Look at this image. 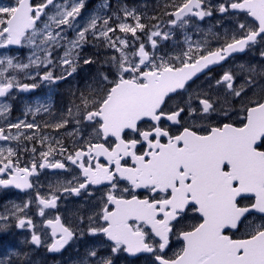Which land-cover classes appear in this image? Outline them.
<instances>
[{
    "label": "snow or ice",
    "instance_id": "1",
    "mask_svg": "<svg viewBox=\"0 0 264 264\" xmlns=\"http://www.w3.org/2000/svg\"><path fill=\"white\" fill-rule=\"evenodd\" d=\"M49 6L54 9L51 15L46 11ZM83 6L84 0H63L59 4L55 0L39 4L33 0L0 2V48L26 42L34 49L28 63L0 57V97H9L14 88L36 87L21 84L13 73L35 69L36 75H40L43 68L46 70L41 78L49 82L71 76L77 70L79 49L89 43V36L118 53L105 61L113 70V79L98 73L94 85L88 87L87 93H79V103H74L66 115L54 123H43L44 128L59 130L71 122L73 131L67 135L80 137V146L68 152L62 140L49 141L47 136H41L38 141L41 146L47 142L46 150L39 152L42 162L37 165L33 159L24 167H20L17 149L0 147V186L32 189L29 177L38 167L66 169V162L78 166L79 175L58 184L55 192L79 195L92 185L106 183L108 191L101 197L99 210L87 217V232L92 236L103 235L110 242L111 255H100V249L92 247L80 264H113L112 257L119 252L152 253L158 264H264V85L259 83L264 80V67L240 65L241 72L247 74L242 83H236L237 75L231 70L225 71L209 85V91L191 93L186 99L170 103L173 96L183 97L189 81L210 65L244 51L258 39L264 41V0H224L216 6L220 13L235 10L252 18L250 23L237 21L239 36L233 33L226 37L215 50L206 47L207 41H189L186 37L187 50L167 57L156 54V38L168 40L171 33L161 31L159 24L142 23L134 8L124 7L122 15L94 14L80 26L76 20ZM171 6L174 11L164 12L171 25L179 22L183 27L193 17L202 20L212 15L211 0H180ZM113 17L117 21L114 26L110 23ZM129 18L132 23L125 22ZM68 29L75 30L74 38L67 37ZM138 31L146 35L151 52L143 42L136 47ZM117 32L124 34V38ZM127 34H131V42ZM60 48L64 49L59 57L63 71L54 76L49 66H57L52 54ZM93 62L84 60L85 64ZM221 87L233 98L243 99L249 89L257 87L261 94L256 97L254 92L242 106L240 111L244 115L239 126L233 122L218 126L197 124V120L206 121L213 113L231 119L230 110L210 94L212 88ZM10 111V104L0 103V117H6ZM41 111L49 109L35 108L36 113ZM145 120L151 122L146 128L141 126ZM165 121L179 127L173 131L164 125ZM85 126L93 127L87 139L81 134ZM22 128L40 129L41 124L6 122L5 127H0V140L19 141ZM12 129L17 130L15 135L10 134ZM129 130L133 135L128 134ZM24 139H36L35 133L25 135ZM30 151L35 154V146ZM101 157L106 163L100 162ZM121 181H127L130 187H118ZM141 188L147 189L143 199L130 191ZM55 192L47 197L36 193L39 215L44 216L45 209L56 207ZM31 202L22 206L13 203L11 208L0 212V221L14 217L18 227L32 228L30 243L39 246L41 236L32 220L20 215ZM189 211L198 215V222L175 231ZM46 223L55 238L49 251H60L77 233L84 235L83 230L62 223L59 215ZM241 228L243 232L237 236ZM173 236H178L183 246L166 258L165 250Z\"/></svg>",
    "mask_w": 264,
    "mask_h": 264
},
{
    "label": "flooded vegetation",
    "instance_id": "2",
    "mask_svg": "<svg viewBox=\"0 0 264 264\" xmlns=\"http://www.w3.org/2000/svg\"><path fill=\"white\" fill-rule=\"evenodd\" d=\"M42 2L43 0H33L34 4H39ZM55 2L59 4L62 3L63 0H55ZM223 2L224 0H212L211 16H206L202 20L193 17L190 20L191 23L196 24H211L212 22L211 30H205L204 32L201 28L190 27L187 33L193 41L196 40L197 37L199 40L204 36L210 39V41H215L213 46L210 48L209 42L206 44L207 48L212 50H215L216 48L220 47L224 43L226 37L230 38L233 33H236L237 36H239V30L236 27L237 21L243 23H250L252 21L251 17L246 18L245 15L240 13L239 11L233 10L227 13H220L216 10V6ZM173 3L179 4L180 0H137L132 4H129V0H123V5L121 6L119 5L118 1L116 2V0H84V6L80 11V15L77 17L76 23L80 26H83L94 13H97V15L100 16H112L114 12L122 15L121 10L124 7H127L129 9L134 8L136 12L142 17V23H146L149 25L159 24L161 31L171 33V36L168 40H161L159 38H156V54L165 55L166 57L176 56L180 53L172 52L173 42H175L179 37L182 38L180 39L178 47L184 50H187L188 47L185 48V44L183 42L184 33L182 31V27L179 25V22H177L176 25H171L168 23L170 18L164 15L165 11H174V8L171 6ZM166 5L168 6L167 8L165 7ZM53 10L54 9L51 6L46 9L48 13ZM83 14L85 15L84 19H82L81 17ZM145 17H159V19L149 20L145 19ZM41 19L46 20V17L42 16ZM125 22L132 23V20L131 18H129ZM110 23L113 24V26L117 23L115 17H113V20L110 21ZM190 32L193 33L191 34ZM66 33L69 39L75 37V30L73 29H68ZM229 33H231V35H229ZM109 35H111V33ZM137 36L139 37V40L136 42V47L138 48L139 43L143 42L145 44L146 50L151 52L152 48L147 40L146 35L138 31ZM121 37L124 38V34H121ZM127 39L130 42L132 41L133 38L131 34H127ZM263 47L264 41L258 39V41L254 45L247 47V50L244 54L237 53L228 57L220 65L211 68L210 70L201 74L197 78L189 81V84L187 86L188 92L184 94L183 97L173 96L172 101H170V103L175 104L181 101L182 99H186L187 95L191 93L209 91V85L214 84V81L219 79L225 71L231 70L233 73L236 74V63L242 62L243 59H247L249 61H252V59L257 60V57L253 56L256 53L261 52ZM174 48L178 50L177 47ZM0 50H2L3 53L11 56L15 54L20 60L25 57V43H22V45L18 48L5 47L0 48ZM63 51L64 49L60 48L55 50L52 54V59L57 63V66L54 68L49 66L50 69L53 71L54 76H60L62 74L63 70L59 67V57L63 55ZM43 55L44 53L41 55V57ZM112 55H118V53H116L114 49L107 48L102 41H93L89 36V43L85 44L81 49H79V61L77 64L76 72H74L71 76H68L66 79L56 80L55 82L43 80L41 77L43 76L44 71L46 70L43 68L39 70L40 75H36L35 69H31L30 71H25L23 73L18 74L13 73L17 75V79L20 81L21 84H36V87L30 88L28 91H21L19 90V88H14L13 90H11V94L9 97H0V103L10 104L11 106L10 113L7 114L6 117H0V127H5L6 122L17 123L18 121H25L26 123H31L35 121L36 123L41 124V128H22L21 132L23 134L21 135L19 141L0 140V147L11 146L17 149V155L20 157V167L30 165L33 159H35L37 165L42 162L39 157V152L46 150L47 142H45V145L42 147L41 144L38 142L39 137L41 136H47L49 138V141H52L53 138L62 140L63 146L68 149V152H72L75 147H79L80 143H82V141H80V137H73L67 135L68 132L73 131V125L71 124V122L69 123L67 128H62L59 130H55L51 127L44 128L43 123H54L61 115H66L67 110L69 108H72L74 103H79V100L77 98L79 93H87L88 87L90 85H94L95 81L98 79V73L103 72L108 75L110 80L113 79V70L111 69L110 65L105 63L106 58ZM85 59H91L94 62L91 64H85ZM231 65H233V69L230 68L228 70L227 68ZM26 73H29V77L31 78H28L26 76ZM240 81L242 83V79L237 77L236 83L240 84ZM252 93L253 92H250V95ZM210 94L213 97H217L221 100L222 107L230 110L231 119H225L222 115L213 113L206 121L197 120V124L211 123L213 126H218L220 123L233 122L237 123V126H239V120L242 119L244 115V113L240 111V109L243 105L246 104L243 99L233 98L230 95H226V93L223 92V89L218 88H212ZM225 101L227 102L225 103ZM41 106L47 107L49 111H41L39 113H36L35 108ZM193 106H195V104ZM29 108L33 109V111L29 112ZM150 123V121L145 120L141 126L146 128ZM164 125L171 128L173 131H175L179 127L178 125L169 124L167 121L164 122ZM92 131V126H85L82 129L81 134L85 137V139H87L92 133ZM16 133L17 130L12 129L10 134L15 135ZM33 133H35L36 139L32 141H27L24 139L25 135H33ZM6 134L8 133L6 132ZM128 134L133 135L130 130L128 131ZM74 140L76 141V143H74ZM33 146H35L36 148L35 154L30 151ZM53 147H57V145L53 144ZM49 159L51 160V157H49ZM56 159H62V157L56 156ZM100 162L106 163L105 158L101 157ZM66 163V169H53L48 167L41 169L38 167L36 173L29 177L30 182L33 184L32 189L20 191V189H17L15 187L0 186V207H2L1 204L3 206H11L13 203L17 205H23L25 202L31 200L32 202L29 204V206L31 207L30 211L35 207L39 208V205L36 201L37 192H39L41 196L47 197L50 192H55V189L57 188L58 184L64 183L65 181L70 180L73 176L79 175L78 166L72 165L70 162ZM128 164L129 166L131 165L130 159L128 160ZM118 187L124 188L130 186L127 181H121ZM107 191L108 186L105 183L102 185H92L87 189V191L82 190L79 195L74 193L69 194L68 192L63 191L55 192V194L58 196L56 207L45 209V215H40L41 220H43L44 229H46V235L48 236L49 245L53 243L55 238L52 237L50 228L46 226V221L48 219H53L56 215H59L62 223H64L66 226H69L73 229H84L85 227L87 228V217L92 215L93 212L99 210L101 204V197ZM130 191H134L135 194L141 199H143L144 196L147 195V189L143 188L134 190L130 189ZM89 193H92V195H89ZM81 218H83V222H81ZM198 220V215L189 211L187 216L181 221V223L189 222L190 224H192L197 223ZM177 229L183 230L184 228H179L178 226ZM242 232L243 228L240 229V232L237 233V236L242 234ZM84 233L87 234L83 236L80 240L78 239L79 233H77L73 240L69 241V243L66 245L65 249L63 250V253L68 252L75 242H81L82 239L89 235L87 231H84ZM7 235L8 232L0 231V237L3 238L2 241H5L4 236ZM100 236H102V238H100V241H102L103 245L100 246L95 244L96 246L93 247L99 248L101 255L110 256V242H108L103 235ZM56 238H58V236ZM49 245L48 247H46V249H44L49 250ZM182 246V243L176 246L175 243L172 242L171 237L170 245L165 250L166 258L171 257L174 253L173 250H179ZM38 247H41V245H39ZM84 247L85 246L83 245V250ZM63 253L58 255L49 254L47 252L46 257L52 259H59ZM146 258H149L150 260H153L155 264H158L155 261V256L152 253L140 254L138 256L130 257L125 252H119V255H115L112 257L113 264H133L135 261H142Z\"/></svg>",
    "mask_w": 264,
    "mask_h": 264
},
{
    "label": "rangeland",
    "instance_id": "3",
    "mask_svg": "<svg viewBox=\"0 0 264 264\" xmlns=\"http://www.w3.org/2000/svg\"><path fill=\"white\" fill-rule=\"evenodd\" d=\"M0 2L7 4V3H10L11 0H0ZM53 12H54V10L51 11L49 13V15H51ZM94 14L97 15V13H94ZM81 17H82V19H84L85 15L83 14ZM190 27L201 28L205 32V30L206 31L211 30L212 22H211V24H196V23L189 22L188 24L184 25L182 27V31L184 33L183 42L185 44V48L189 46V44L186 42V37L189 41H193L191 39V37L187 34L188 29ZM231 31H233V30H231ZM190 33L192 34L193 32H190ZM119 34H120L119 32L116 33V35L121 36V34L120 35ZM229 35H231V33H229ZM181 38L182 37H179L175 42H173V50H172L173 53H181V51L184 50V49H181L178 47V44L180 43ZM194 41H201V42L207 41V43L209 42V48L212 47L213 44L215 43V41H213V40L210 41V39H208L205 36L199 40L197 37V39ZM174 47H177L178 50H176ZM206 47H207V45H206ZM263 49H264V47H263ZM33 51H34V49L29 47V45L25 42V51H24L25 57L22 60L18 59L15 54L11 56V55L3 53L2 50H0V57H3V56L14 57L17 59V62L28 63V57L32 54ZM39 54L42 55L43 53L41 52ZM252 63H255V64H252ZM240 65L255 66L259 69V68H261L259 66L264 65V61L263 62H257V60L249 61L247 59H243L242 62L236 63V68H237L236 75L238 78L244 79L246 77V75H245V73L241 72ZM230 68L233 69V65L229 66L227 69L229 70ZM30 70L31 69H29L27 71H30ZM26 76L28 78H31V77H29L30 76L29 73H26ZM214 83H215V81H214ZM240 83H241V81H240ZM218 89H223V92L226 93L225 89L223 87L218 88ZM1 206L2 207H0V212H4L5 208H11L12 205L11 206H3L1 204ZM30 209H31V207L28 206V208H26L24 210V212L21 213L20 215L22 217H26V218L32 220V223L35 226V231L37 232V234H39L41 236V241H42L41 247L38 248L35 245L30 243L31 234L33 231L32 228L27 227V226H25L24 228H20L17 226L16 219L14 217H10L8 221H0V225H5V224L7 225L6 227H0V231L8 232L10 229H13L16 233V235H15L16 238H12L14 240L11 239L12 240L11 242H9L10 241L9 240L4 244L0 243V254H2L0 256V258H1L0 261H2L6 255L18 257L17 253H25L26 256H20L23 258V261H24L23 264H80L81 260L85 257L86 251L89 248H92L93 246H96V245H100V246L103 245L102 241H100V238H102V236H100V235H96V236L88 235L84 239H82L81 242H79V241L75 242L73 244V246L71 247V249L68 252L63 253L59 259L47 258L46 257L47 250H45V249H46V247H48L49 242H48V236L46 235V229H44V226H43V220H41V216L39 215V208L38 207L33 208L31 210L32 212L30 211ZM81 230L87 231V228L85 227L84 229H81ZM86 234L87 233H84L83 236H85ZM83 236L79 235L78 239L80 240ZM83 245L85 246L84 250L82 248ZM3 251H4V253H2ZM177 251H178V249H176V251L173 250L174 253ZM99 254L101 255V253H99ZM116 255H119V253H117ZM3 262H5V261H3Z\"/></svg>",
    "mask_w": 264,
    "mask_h": 264
},
{
    "label": "trees",
    "instance_id": "4",
    "mask_svg": "<svg viewBox=\"0 0 264 264\" xmlns=\"http://www.w3.org/2000/svg\"><path fill=\"white\" fill-rule=\"evenodd\" d=\"M119 2V5L121 6V5H123L122 4V1L123 0H116V2ZM135 1H137V0H129V4H132V3H134ZM262 52H264V49H262V51L261 52H258V53H256L253 57H257V62H263L264 61V56H262L261 55V53ZM254 59H252V61H253ZM255 61V60H254ZM252 64H255V63H252ZM259 67H264V65L263 66H259ZM245 75H247L246 73H245ZM258 80H259V78H257ZM242 82H243V79H242ZM259 83H260V85H264V80H259ZM250 92H253L251 95H250ZM254 92H255V96L256 97H258L261 93H260V88L259 87H257V88H255V89H249V91H248V93H247V95L246 96H244V98H243V101L245 102V103H247V100L250 98V97H253V94H254ZM192 224H194V223H192ZM187 225H190V223L189 222H183V223H180V225H179V228H181V227H183V228H185V226H187ZM179 230H181V229H177L176 231H179ZM5 237V241H2V237H0V243L1 244H4V243H6L7 241H9V242H11L12 240H14V239H12V238H10V237H8V236H4ZM12 239V240H11ZM8 242V243H9ZM172 242H174L175 244H181V242H180V240L178 239V236H173L172 237ZM2 254H0V256H1ZM0 260H1V258H0ZM9 260H11V264H23L24 263V261H23V258L22 257H14V256H9V255H6L4 258H3V260L2 261H5V264H7V262L9 261ZM133 264H155L154 263V261L153 260H150L149 258H146L145 260H142V261H135Z\"/></svg>",
    "mask_w": 264,
    "mask_h": 264
},
{
    "label": "water",
    "instance_id": "5",
    "mask_svg": "<svg viewBox=\"0 0 264 264\" xmlns=\"http://www.w3.org/2000/svg\"><path fill=\"white\" fill-rule=\"evenodd\" d=\"M21 45H22V44H21ZM21 45H8L7 47L18 48V47H20ZM246 50H247V48H246L244 51H242V52H236V53L231 54L230 56H232V55H234V54H237V53L244 54V53L246 52ZM230 56H229V57H230ZM223 62H224V61H222V62H220V63H217V64H214V65H210L209 68L205 69V70H204L203 72H201V73H198L196 77H193V79L197 78L198 76H200L201 74H203V73H205L206 71L210 70L211 68L220 65V64L223 63ZM193 79H192V80H193ZM19 90L23 91V90L20 89V88H19ZM27 91H28V90H27ZM8 187H14V186H8ZM17 189H18V188H17ZM25 190H28V189H20V191H25ZM46 226L49 227V226L47 225V223H46ZM49 228H50V227H49ZM50 231H51V228H50ZM182 242H183V241H182ZM65 247H66V245H65L64 248H62L60 251H49V252H50L51 254H58V253L62 252V251L65 249ZM140 254H151V253L141 252V253H137L136 255H129V254L127 253V255L130 256V257L138 256V255H140ZM157 263H158V262H157Z\"/></svg>",
    "mask_w": 264,
    "mask_h": 264
}]
</instances>
